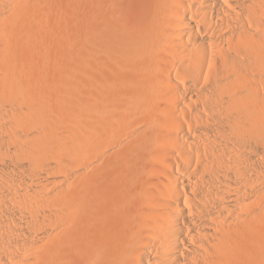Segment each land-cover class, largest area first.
<instances>
[{"label": "bare ground", "instance_id": "bare-ground-1", "mask_svg": "<svg viewBox=\"0 0 264 264\" xmlns=\"http://www.w3.org/2000/svg\"><path fill=\"white\" fill-rule=\"evenodd\" d=\"M89 1L0 0V264H264V0Z\"/></svg>", "mask_w": 264, "mask_h": 264}, {"label": "rangeland", "instance_id": "rangeland-1", "mask_svg": "<svg viewBox=\"0 0 264 264\" xmlns=\"http://www.w3.org/2000/svg\"><path fill=\"white\" fill-rule=\"evenodd\" d=\"M121 1H118L116 3V7H115L116 10H120L121 8L124 9V12L132 10L133 12L129 11V13L128 12H127V14L125 13L126 18L124 17L127 22H130V21L132 22V20H134L137 17V13H138V11H137L138 4L137 3H139V0L138 1L137 0H130L129 1L130 3L127 2V0H123L122 2ZM89 2L90 3L92 2V3L90 5L88 3V6L86 8L84 7V5L83 6L81 5L80 8H79V6L77 7L78 11L75 9L74 10H75L77 15H78V13H80L79 16L86 19L91 24H93L95 26H98L100 24L102 25L103 28H101V29H102V35L104 37V43H105L104 47L107 49V46H108V49H110L111 43L113 41V34L111 32H109V30H107V27H104V25H105V22L107 20L108 15H109V11L112 9V5L110 4L109 0H108L109 3L107 2V0H91ZM101 2H102V4H101ZM126 2L129 4H131V2H132V6L130 7L131 9H129V7H128V6H130L129 4L126 5ZM99 4H100V6H99ZM83 7L85 10L81 9ZM87 8H89V9H87ZM125 8H128V9H125ZM86 9H87V11H86ZM134 10H135V12H134ZM106 14H107V16H106ZM69 24H71V23L69 22ZM69 26L70 25H68L67 28ZM115 63H116V65H111V64L106 63V65H107L106 67L110 70V72L114 71V70L115 71L117 70L120 72V73H118L119 75L118 74L117 75L116 74L111 75L112 73L109 74V76L111 75V77L109 78L110 94L112 96L119 97L120 95L127 92V89H128L127 84L129 83V81L131 79L136 80V76L134 75V73H136V71L139 72L140 67L137 64H135V65H131L129 63L125 64L122 61V59H118V61ZM142 71H143V69L141 70V72ZM143 77L145 79L144 83L146 82L145 86L150 87V85L147 83V80L151 79V75L148 72L143 71ZM142 86H143V83H141L139 85V88L142 89ZM139 88H138V90H139ZM142 98L145 100V102H149V97L146 94H144L143 92H142ZM146 100H148V101H146ZM144 107L145 106L143 105L142 109L140 107V108H137L136 110H134L135 116L132 117V115H131V117L129 118V121L127 123V126L129 128H131V130L133 132H135L136 136L139 138H140V131H142L143 128L153 130V127H155L158 124V121H156V120L154 121V119H150V120L146 119L148 114H147V111L145 110ZM121 118H122V120H121L122 122H125L127 120V117H125L124 115ZM123 119H126V120L124 121ZM126 140H128V139H126ZM110 143L111 142H108V145H106V150L110 148V146H109Z\"/></svg>", "mask_w": 264, "mask_h": 264}]
</instances>
